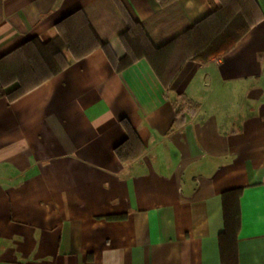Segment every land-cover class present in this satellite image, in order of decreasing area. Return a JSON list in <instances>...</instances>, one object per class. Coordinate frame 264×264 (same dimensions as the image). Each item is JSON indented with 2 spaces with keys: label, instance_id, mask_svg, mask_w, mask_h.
<instances>
[{
  "label": "crops",
  "instance_id": "1",
  "mask_svg": "<svg viewBox=\"0 0 264 264\" xmlns=\"http://www.w3.org/2000/svg\"><path fill=\"white\" fill-rule=\"evenodd\" d=\"M230 1L0 0V56L80 9L121 58L117 2L161 46ZM252 1L232 49L199 62L180 43L167 83L144 58L116 71L96 48L0 96V264H264V0ZM123 119L144 146L127 161L114 153Z\"/></svg>",
  "mask_w": 264,
  "mask_h": 264
},
{
  "label": "trees",
  "instance_id": "2",
  "mask_svg": "<svg viewBox=\"0 0 264 264\" xmlns=\"http://www.w3.org/2000/svg\"><path fill=\"white\" fill-rule=\"evenodd\" d=\"M248 1L252 4L250 9L244 6ZM117 3L126 25L125 31L120 35L125 49L123 57L115 56L110 45L97 37L81 10L77 9L57 22V34L54 37L47 40H41L37 36L28 38L0 56V96H6L9 100L15 99L67 67L69 61L66 54L77 59L96 48L104 52L116 71L144 58L158 78L167 83L170 75L169 58L180 43L186 49L187 59L207 62L232 49L257 20L256 6L252 0H231L215 6L211 14L196 22L180 36L156 46L144 25L123 4ZM28 77L32 79L27 80ZM13 83L15 85L11 86ZM121 123L126 137L115 146L114 153L121 161L135 159L144 151V146L127 120L123 119ZM233 193L239 195L240 190ZM225 223V230L235 238L239 229V215L228 211L226 206Z\"/></svg>",
  "mask_w": 264,
  "mask_h": 264
},
{
  "label": "rangeland",
  "instance_id": "3",
  "mask_svg": "<svg viewBox=\"0 0 264 264\" xmlns=\"http://www.w3.org/2000/svg\"><path fill=\"white\" fill-rule=\"evenodd\" d=\"M244 6H245V8L250 9V8L252 7V4L250 3V1H248V2H245V3H244ZM29 78H30V80L32 79V77H28L27 80H28ZM30 80H29V81H30ZM14 85H15V83L11 84V86H14ZM11 86H9V88H10ZM179 102H181V105H179V106H180V109L183 110L185 104H184V102H182V100L179 101ZM182 105H183V106H182Z\"/></svg>",
  "mask_w": 264,
  "mask_h": 264
}]
</instances>
